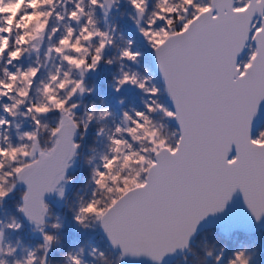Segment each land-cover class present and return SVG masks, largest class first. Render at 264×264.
Instances as JSON below:
<instances>
[{"label": "snow or ice", "instance_id": "obj_1", "mask_svg": "<svg viewBox=\"0 0 264 264\" xmlns=\"http://www.w3.org/2000/svg\"><path fill=\"white\" fill-rule=\"evenodd\" d=\"M7 2L0 0V15ZM88 3L103 7L101 0ZM130 3L140 17H146L143 25L139 20L137 24L154 51L163 90L171 103L159 100L161 88L150 84L148 77L121 74L117 91L131 84L148 93L151 100L145 102L144 110L123 113L125 127L117 125L110 136L112 154L103 156L102 167L93 173L97 190L106 195L97 198L94 193L93 199L80 207L75 220L83 224L88 216H94L111 245L120 250L119 259L144 255L163 264L166 256L188 246L200 221L224 211L237 191L257 220L264 217V128L253 131L264 104V0ZM24 5L32 12L21 15L17 11L18 20L0 26V33H7L0 35V58L7 56L8 64L21 57L24 44L46 29L47 19L40 18L52 15L55 0H22L21 9ZM42 6H49L48 10L40 11ZM67 15L77 23L82 16L87 20L79 33L68 26L49 51L54 50L83 77L104 60L103 50L112 42L111 37L95 26L82 0H76ZM57 17L64 19L59 13ZM33 23L35 27L27 31ZM14 28L25 31L10 48ZM97 37L98 43L91 50L89 44ZM246 48L247 60L242 62L238 57ZM139 56L131 46L120 52L122 59L130 61ZM37 72L36 67L14 72L5 69L6 79H0V97L13 101L0 105L3 111L15 116L24 105L25 115H31L35 124L22 133L26 142L13 144L7 136L0 142V199L17 181L23 182L26 188L19 211L40 227L48 212L45 194L56 190L65 179L69 162L80 147L75 136L81 124L75 118L77 104L72 97L86 89L82 78L73 79L71 71L61 75L58 68L43 85L45 99L28 102ZM17 81L23 86L17 87ZM13 92L15 95H10ZM53 112L58 113L55 124L41 120ZM157 113L174 120L178 127L164 134L163 120L153 122ZM109 115L107 109L99 113L101 118ZM95 116L94 111L87 114L89 121ZM9 124V119L0 117V128ZM41 127L49 137L43 146L39 141ZM59 194L63 196L62 188ZM7 227L19 229L21 225L14 222ZM43 238V257L29 252L13 264H46L47 250L56 237L44 232ZM13 252L12 248L0 247V264H9L6 257ZM220 259L217 255L216 260ZM69 264H82L81 258L70 254ZM228 264H250V257L245 250H238Z\"/></svg>", "mask_w": 264, "mask_h": 264}, {"label": "trees", "instance_id": "obj_2", "mask_svg": "<svg viewBox=\"0 0 264 264\" xmlns=\"http://www.w3.org/2000/svg\"><path fill=\"white\" fill-rule=\"evenodd\" d=\"M122 5L117 12H114V17L109 36L111 43L107 51L106 68L96 78H87L84 81L85 96L81 100L82 108L77 113L75 118L80 121L82 131V114L87 116L88 112H95L96 116L91 120H87L88 134L87 144L82 154L81 165L78 170L71 172L68 180L72 179L71 188L67 194L64 205L56 206L52 202L48 204V227L45 232L53 234L56 239L50 246L49 259L46 264H69V255H78L81 258L82 264H118L120 255L112 252L104 239L99 233V223L94 216H88L83 224L75 220L82 205L87 204L93 199L94 193L97 198L102 194L97 190V185L93 179L94 169L102 167V157L109 155L112 144L110 136L113 134L117 125L125 127L123 122V113L125 111L132 113L133 110H144L145 102H150L151 97L142 89L139 92L131 94L121 93L116 90V84L123 72L136 73L139 77H148L150 84H155L161 88L159 100L165 103L162 86L157 79L151 77L152 71L149 64L151 45L143 36L139 29L134 28L137 22L134 15V7L130 0H121ZM76 0H55L54 11L51 16L41 17V20L47 19V27L44 30L45 42L43 43V55L53 49L59 39L66 34V29L71 26L76 33H79L81 24L87 20V16H83L81 21H70L68 12L75 6ZM102 3V0H101ZM22 12L31 13L32 9L27 5ZM82 6L86 13H90L95 20V26L101 31L107 32L105 22L102 16V7L99 5L93 6L88 3V0H82ZM49 6H42L40 11H47ZM3 15H0V26H4L5 22L11 23L18 20L16 11H13V3H5L3 5ZM57 13L64 19H58ZM146 17H144L145 23ZM143 23V24H144ZM142 24V25H143ZM35 27L34 23L30 24L26 29L31 31ZM56 32L53 33L52 29ZM113 28V30H112ZM25 30H16L14 28L11 39L10 48L15 45L17 36L22 35ZM7 35V33H0ZM99 38H95L94 42H90L89 47L94 50ZM131 42V45L129 44ZM28 43L23 45L21 57L13 63H7V56L0 58V79H6L5 69L10 72L25 70L30 67L38 68L37 75L33 78V83L29 92L28 102L36 103L45 99L42 93V88L45 83H48L50 76L57 72L59 68L61 75L64 71H71L73 79H81L77 71L71 67L60 55L51 51V64L49 67L44 66V59L36 54L28 57L26 54ZM131 46L133 51L139 52V66H132L127 63V59L120 57L122 49ZM71 54L70 50L66 51ZM36 56V60L35 57ZM111 60V63L107 61ZM247 55L241 60L246 61ZM99 75L100 78H99ZM99 78V83L95 87V82ZM23 84L17 81V87H22ZM90 90V91H89ZM10 95H15V92ZM7 97H0V105L3 103H12ZM107 109L109 116L101 118L99 113ZM26 106L22 105L16 111L15 116H10L0 107V117L9 119L11 124L0 128V142H3V136H7L13 144L24 143L26 140L21 139L22 133L35 128L34 121L31 115H25ZM153 122L158 124V115L154 114ZM44 123L53 125L58 119V113H51L46 119L40 117ZM30 123V127L26 124ZM172 126V125H171ZM264 128V126H263ZM101 129L103 131H101ZM174 129V128H172ZM49 140L47 130L43 127L39 129V141L43 146ZM112 152L110 153V155ZM131 163V162H130ZM7 167V166H6ZM134 167V165H131ZM131 168L128 169L130 171ZM24 188L18 187L10 192L5 198L0 199V232H2V240L0 247L12 248L14 252L6 259L9 264H13L16 259H24L29 252L35 253L38 257L45 255V249L42 247L44 242L40 238L33 237L28 230L29 226L25 224L20 216L19 205L22 201V193ZM19 223V229L8 228L9 223ZM53 224H59V228H53ZM238 250H245L250 257V264H264V230H259L254 233H243L236 229L225 232L222 228H211L202 231L196 240L191 244L189 250L183 256L177 259L172 264H228L234 253ZM103 253V255H101ZM220 255L221 259L216 260V256Z\"/></svg>", "mask_w": 264, "mask_h": 264}, {"label": "water", "instance_id": "obj_3", "mask_svg": "<svg viewBox=\"0 0 264 264\" xmlns=\"http://www.w3.org/2000/svg\"><path fill=\"white\" fill-rule=\"evenodd\" d=\"M104 4L109 12L113 11L114 5H115L114 0H104ZM135 13L137 15V18L141 22L143 18L138 15L137 10L135 11ZM256 15L258 16L259 13H257ZM247 51H248L247 48L244 49V51L240 54L238 59L240 60ZM153 66H154V69L157 73L159 80L161 81L158 67L155 61V57H153ZM121 89L123 91H134L137 88L134 85L128 84V85L122 86ZM165 96H166L167 103L170 105L171 102L169 98L167 97L166 92H165ZM263 123H264V104L261 105L260 113L258 114V116L256 117L254 121L253 131L254 132L258 131L263 125ZM173 125L175 127H178L177 123L174 120H173ZM78 136H79V129L77 130V133L75 136L76 140ZM75 155L71 158V160L75 157ZM69 172H70V166H68L66 170L65 179L67 178ZM65 179L61 181L60 184L64 182ZM17 186L26 188L24 183L21 181H17ZM56 190L46 193L45 200L47 201V200L52 199L56 193ZM21 217L25 223L31 226L40 228V229H43L46 223V216H45V223L41 225L40 227H38L34 222L30 221L25 215H23V213H21ZM220 227H226L229 229L235 228L244 233H253L261 229H264V217H262L260 220H257L247 209L243 201L242 194L239 191H237L236 193H234L231 201L228 203L224 211L218 212L216 214H209L202 221H200L195 233L190 238L188 246L183 249H178L174 254L166 256L163 264H172L177 259L181 258L182 255L189 249L192 242H194V240L197 238L199 233H201L202 231L206 229H210V228H220ZM100 234L104 238L105 242L108 244L110 250L115 253L120 254V250L111 245L101 225H100ZM47 260H48V254L46 255V262ZM119 264H156V262L144 255H140V256L126 255L122 259H120Z\"/></svg>", "mask_w": 264, "mask_h": 264}, {"label": "rangeland", "instance_id": "obj_4", "mask_svg": "<svg viewBox=\"0 0 264 264\" xmlns=\"http://www.w3.org/2000/svg\"><path fill=\"white\" fill-rule=\"evenodd\" d=\"M13 0H10V2H12ZM21 2L22 0L17 4V6L15 7L16 8V13L17 11H20L22 12L24 10V8H26L25 6L21 9ZM14 5V4H13ZM104 8V7H103ZM116 9V8H115ZM117 11V10H116ZM102 16H103V21L105 22V27L108 29V34L109 31L111 30V26H110V23L113 22V19L114 17L117 18V16H112L111 14H108L107 11L105 10V8L102 10ZM139 25L137 24V22H135L134 24V28H138ZM113 30V28H112ZM95 38L91 41V42H94ZM45 42V38H44V31L41 32L40 34H38L36 36V38L34 39H31V43L28 45V48H27V51H26V54L28 57L32 56V54H36L37 56H40L41 54V57L44 59V66L45 67H49L50 64H51V52L49 51V49H47L48 51L45 53V55H43V43ZM109 50V44L105 47V49L103 50V56L105 58V55L107 53V51ZM67 51V50H66ZM35 60H36V56L34 57ZM106 59H104L102 62L98 63L97 67L95 69H90L88 71H86L84 74H83V77H81L80 75V71L78 69H74L77 71L78 75L80 76V78H82L83 80L87 79V78H96V76L98 74H100L101 72H104L105 68L107 67L106 65ZM72 67V66H71ZM102 75V73H101ZM99 75V78L100 76ZM99 78L96 80L95 82V87L98 85L99 83ZM86 92H83V93H80L79 91L72 97V102L73 103H76L77 104V107L76 109H74L75 113H76V116H77V113L79 112V110L82 108V104H81V100L83 99V97L85 96ZM54 113V112H53ZM51 113L47 114V115H44L42 116V118H47ZM155 115H158V124L163 120L164 124H165V127L161 130L164 134H168L170 132V130L173 128L171 126V122L172 120H168L167 118H162V115L157 113ZM87 116H85V113L82 114V125L84 124H87ZM28 127H30V123L27 122L26 124ZM81 132L83 133V135H81ZM80 132V139H79V145H80V149L81 151H79V153L77 154L76 158L74 160L71 161L70 163V167H71V171H75V170H78V166L81 165V158H82V154L85 150V147H86V144H87V134H88V127L86 129L83 128L82 126V131ZM110 150H109V155H110ZM71 184H72V179H66L62 184L59 185L57 191H56V194H55V197L52 199V204L56 205V206H60V205H64L65 204V200H66V196L71 188ZM16 188H18L17 186V183L14 187V189L12 191H14ZM63 189V196H61L59 194V189ZM11 191V192H12ZM9 195V194H8ZM97 221V220H96ZM98 222V221H97ZM99 223V222H98ZM225 232L229 231V229L223 227L222 228ZM30 232H31V235L33 237H37V238H40L41 236V233L40 231L37 229V228H34V227H29L28 229ZM198 237V236H197ZM1 240H2V236H0V243H1Z\"/></svg>", "mask_w": 264, "mask_h": 264}, {"label": "flooded vegetation", "instance_id": "obj_5", "mask_svg": "<svg viewBox=\"0 0 264 264\" xmlns=\"http://www.w3.org/2000/svg\"><path fill=\"white\" fill-rule=\"evenodd\" d=\"M40 233H41L40 239L44 242V238H43V235H42V231L41 230H40Z\"/></svg>", "mask_w": 264, "mask_h": 264}]
</instances>
